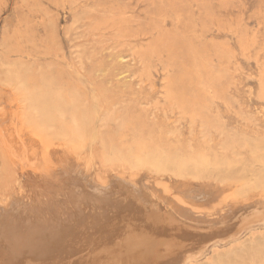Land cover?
Listing matches in <instances>:
<instances>
[{
  "label": "rangeland",
  "instance_id": "obj_1",
  "mask_svg": "<svg viewBox=\"0 0 264 264\" xmlns=\"http://www.w3.org/2000/svg\"><path fill=\"white\" fill-rule=\"evenodd\" d=\"M229 179L264 186V0H0V264H264V190Z\"/></svg>",
  "mask_w": 264,
  "mask_h": 264
},
{
  "label": "bare ground",
  "instance_id": "obj_2",
  "mask_svg": "<svg viewBox=\"0 0 264 264\" xmlns=\"http://www.w3.org/2000/svg\"><path fill=\"white\" fill-rule=\"evenodd\" d=\"M151 156V155H150ZM147 159V158H146ZM158 159V158H157ZM149 161L150 162H148V161H146V162H148V164H146V165H144V167H146L147 169H149L151 172H153V173H155V174H166V173H172V175H174V176H177V177H182V176H184V175H191L193 178H195V179H199V177H200V173L198 172V165L197 166H195V167H191V168H188L187 167V165H186V163H182L181 161L178 163V165H173V166H171V165H168V164H166V163H164V162H161V161H158V160H156V159H149ZM139 163L141 162V161H138ZM175 163H177V162H175ZM182 163V164H181ZM139 165V164H138ZM144 167H142V168H144ZM148 172V171H147ZM139 173V172H138ZM137 173V174H138ZM148 174V173H147ZM133 175V174H132ZM134 176H135V174H134ZM133 176V177H134ZM161 177V176H160ZM167 178H168V176H166ZM166 177H164L163 178V180L166 178ZM166 178V181L168 180ZM170 178H172V177H170ZM169 178V180H171ZM159 179H161V178H159ZM168 180V181H169ZM173 181H174V179H172V183H173ZM234 180L233 179H229V182H231L232 184H229L228 186L230 187V189H232V191H234V197L235 198H238V199H242V200H245V198L250 194V193H252V192H255V191H257V190H259L260 188H263V190H264V186H258V185H247V184H241V185H237L236 183H234L233 182ZM180 182V181H179ZM187 182V181H186ZM202 182V181H201ZM161 183V182H160ZM184 183V182H183ZM183 183H181L180 184V186H182V184ZM153 184V183H152ZM152 184H150L151 186H153V189L155 190V188H156V186L155 185H152ZM168 184V183H167ZM198 184V183H197ZM205 184V183H204ZM207 184V183H206ZM214 184V183H213ZM253 184V183H252ZM149 185V186H150ZM192 185H194V184H192ZM200 185H202L201 183H200ZM220 185V184H219ZM150 186V188H152ZM226 186V188L228 187L227 185H225ZM224 186V187H225ZM164 187V186H163ZM167 187V186H166ZM193 187V186H192ZM205 187H207V186H205ZM208 187H210V186H208ZM211 187H213V186H211ZM220 187V186H219ZM218 187V188H219ZM224 187H222V188H224ZM147 188V187H146ZM149 188V187H148ZM162 188V187H161ZM221 188V187H220ZM143 189V188H142ZM168 188H166V190H167ZM153 190V191H154ZM129 191V190H128ZM134 191V190H133ZM136 191V190H135ZM138 191V190H137ZM136 191V192H137ZM144 191H146V192H148L149 193V191H147V190H145L144 189ZM161 191V190H160ZM168 191V190H167ZM166 191V192H167ZM218 191V190H217ZM135 192V193H136ZM155 192V191H154ZM154 192H153V194H154ZM162 192H164V191H162ZM219 193H222V191L220 192V191H218ZM225 192V191H224ZM128 193V192H127ZM131 192H129V194H130ZM139 193V192H138ZM132 194V193H131ZM139 194H141V193H139ZM139 194H137V196L139 195ZM259 194V193H258ZM145 195V194H144ZM158 195H160V194H158ZM162 195V194H161ZM161 195L159 196V198L161 197ZM132 196V195H131ZM155 196H157L156 194H155ZM145 197H146V195H145ZM147 197H149V196H147ZM158 197V196H157ZM261 197L263 198L264 197V193H263V195L261 194ZM138 199V198H137ZM137 199H135L134 201H135V203L134 204H138V202H137ZM143 199H144V197H143ZM152 199V198H151ZM151 199H149V201L151 200ZM154 199V198H153ZM152 199V200H153ZM133 200V199H132ZM133 201V202H134ZM140 201V200H139ZM154 201H156V199H154ZM157 201H158V199H157ZM133 202H132V204H133ZM180 202L182 203V204H184V205H186V203L184 202V201H181V199H180ZM6 203V202H5ZM8 203H9V200H8ZM7 203V204H8ZM140 203H141V201H140ZM139 203V204H140ZM160 203V202H159ZM136 204V206H138L136 209L137 210H140V209H142V207L141 208H139V206H141V205H137ZM188 204V203H187ZM146 205H150L151 206V208H152V205L149 203V204H146ZM160 205V204H159ZM135 206V205H134ZM144 206H145V204H144ZM150 206H147L148 208L150 207ZM154 206H156V205H154L153 204V207ZM157 206H158V202H157ZM161 206V205H160ZM160 206H158V207H160ZM229 206H231L230 205V203H229ZM146 207V206H145ZM157 207V208H158ZM135 208V207H134ZM144 209V207H143V209H144V211H146V210H149V209ZM161 208V207H160ZM164 208V207H163ZM183 208V207H182ZM165 209V208H164ZM154 210V212H155V209H153ZM153 210H152V212H153ZM157 210V209H156ZM160 210V209H159ZM158 210V211H159ZM142 211V212H141ZM140 212L141 213H143V210H141ZM150 211V210H149ZM147 212V213H150V212ZM158 211H156L155 213L158 215ZM161 211V210H160ZM160 211H159V213H160ZM184 211H186L187 212V210H186V208L184 209ZM191 211V210H190ZM199 211V210H198ZM197 211V212H198ZM132 212V211H131ZM140 212H138V214L139 215H144L145 213H143V214H140ZM150 213V214H148L149 216L151 215V217H152V215L154 216V214L155 213ZM162 212V211H161ZM164 212V211H163ZM162 212V213H163ZM188 212H189V210H188ZM188 212H187V214H188ZM197 212H194V213H197ZM200 212V211H199ZM135 213H136V210H135ZM146 213V214H147ZM165 213V212H164ZM190 213V212H189ZM194 213H193V210L191 211V214H192V216L194 217ZM201 213V212H200ZM124 214V213H123ZM127 215H129L128 213H126ZM126 214H124L125 216H126ZM145 214V216H143V217H140V219H138V220H133V221H131V224L132 225H130L131 226V228L133 229V230H135V232H138V233H140L141 235H140V238H142V239H144L143 238V236L145 237V236H148L147 238H149V231H160V232H162L164 235H168V236H177L178 237V235H179V237H180V235H182L181 234V231L182 230H180L179 229V226H177V224H176V226H175V223H173V221H172V223H171V221H168V220H166L165 222H164V220L163 221H160V219H159V221H157L158 219H155L154 218V220L152 221L150 218H149V216L147 217V215ZM171 214V213H170ZM199 214V213H198ZM206 214V213H205ZM208 214V213H207ZM206 214V215H207ZM123 215V216H124ZM162 215H164V214H162ZM169 215V214H168ZM210 215V214H209ZM134 216V215H133ZM156 216V215H155ZM154 216V217H155ZM159 216V218H161L160 217V215H158ZM170 216V215H169ZM195 216H197V214H195ZM200 216V215H199ZM199 216L198 217H196L197 219L199 218ZM222 216V215H221ZM129 217V216H128ZM130 217H132V215L130 216ZM157 217V216H156ZM165 217V216H164ZM172 217H174V216H172ZM214 217V216H213ZM224 217V216H223ZM125 218V217H124ZM142 218V219H141ZM169 218V217H168ZM201 218V217H200ZM199 218V219H200ZM210 218V217H209ZM227 218V217H226ZM162 219H165V218H161V220ZM170 219V218H169ZM174 219H175V217H174ZM198 219V220H199ZM206 220L207 218H206V216L203 218V219H201V221H203V220ZM219 219V218H218ZM220 219H222V217H220ZM219 219V220H220ZM131 220V219H130ZM171 220V219H170ZM204 220V222H207V221H205ZM168 221V222H167ZM178 221V220H177ZM214 223L216 222V221H213ZM129 223H130V221H129ZM176 223H179V222H176ZM106 226H107V224H105ZM102 228H103V226H102ZM105 228V227H104ZM105 229H107V228H105ZM123 232H125V231H123ZM180 233V234H179ZM117 235H119V233H116ZM96 235V234H95ZM113 235V234H112ZM96 237V236H95ZM97 238H99V235H97V237H96V239H95V243H96V245H94V244H92V246L94 245V246H98L97 245V242L98 241H100V240H98ZM118 238V237H117ZM147 238H145V240H147ZM98 240V241H97ZM97 241V242H96ZM94 242V240L92 241V243ZM112 242V241H111ZM110 243V242H109ZM210 243V242H209ZM108 245V244H107ZM106 245V246H107ZM204 247V246H203ZM203 247H202V250H203ZM92 248V247H91ZM95 248V247H94ZM98 248V247H97ZM187 248H189V247H187ZM96 249V248H95ZM132 249H136L137 251H139V252H143V255L140 257V256H138L137 258H135V259H132L133 261H132V264H164V262H165V264H167V262H166V260H175L176 259V252H174V251H165V252H162V251H157V249L158 248H156V249H154V250H151V251H149V249H146V246H142V245H140V243H134L133 244V246L132 247H130L129 245H127L126 243H122V244H120V246H118L116 249H115V251L116 252H119V253H127V251L128 250H132ZM186 249H184V251H185ZM198 250H200V251H202L201 249H197V250H195V251H198ZM92 251H95V250H93L92 249ZM97 251V250H96ZM179 251V250H178ZM184 251H182V252H184ZM195 251H193L192 250V252H195ZM200 251H198V252H200ZM204 251V250H203ZM109 252H110V250H109ZM113 252V249L111 250V253ZM188 253L190 252V251H187ZM198 252H197V254H198ZM179 253V252H178ZM181 253V252H180ZM186 253V252H185ZM202 253V252H201ZM182 254V253H181ZM180 254V255H181ZM184 254V253H183ZM194 254V253H193ZM197 254H196V256H197ZM200 254V253H199ZM179 255V256H180ZM185 256H187L188 255V257H189V254H184ZM191 255H192V253H191ZM185 256H180V257H185ZM196 256H195V258H196ZM93 257V256H92ZM175 257V258H174ZM174 258V259H173ZM192 258V257H191ZM182 259V258H181ZM186 259V258H185ZM185 259H182L183 261H186ZM168 260V261H169ZM179 260V259H178ZM177 260V261H178ZM97 261V260H96ZM173 262V261H172ZM169 263H171L170 261H169ZM175 263V262H174ZM173 263V264H174Z\"/></svg>",
  "mask_w": 264,
  "mask_h": 264
}]
</instances>
